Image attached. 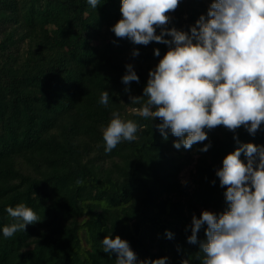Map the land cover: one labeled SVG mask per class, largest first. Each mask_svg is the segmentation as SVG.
Segmentation results:
<instances>
[{"label": "trees", "instance_id": "16d2710c", "mask_svg": "<svg viewBox=\"0 0 264 264\" xmlns=\"http://www.w3.org/2000/svg\"><path fill=\"white\" fill-rule=\"evenodd\" d=\"M210 3L181 0L168 27L189 32ZM120 7V0L95 9L87 0H0V264H115L103 251L106 235L127 240L138 261L201 264L199 244L187 238L193 215L227 207L216 170L237 139L264 146V124L255 135L218 126L178 150L170 130L165 140L155 127L158 118L139 116L143 102L130 97L143 95L168 46L117 38ZM128 64L139 82L125 85ZM114 111L143 128L106 153L102 129ZM18 203L40 221L6 239L2 229L14 222L6 209Z\"/></svg>", "mask_w": 264, "mask_h": 264}, {"label": "clouds", "instance_id": "9594fccd", "mask_svg": "<svg viewBox=\"0 0 264 264\" xmlns=\"http://www.w3.org/2000/svg\"><path fill=\"white\" fill-rule=\"evenodd\" d=\"M87 2L95 9L100 0ZM120 2L121 19L111 28L117 38L136 45L155 41L168 46L149 71L143 95L130 97L131 103L143 102L135 110L139 116L158 118L161 122L155 127L165 140L170 130L178 150L204 142L208 131L218 126L232 132L243 127L255 135L264 124V0H211L207 15H201L189 32L168 27L170 14L181 0ZM154 54L159 57V49ZM132 55L139 52L134 50ZM133 81L139 82V77L128 64L122 82ZM99 102L108 106V91L101 93ZM141 128L114 111L102 129L105 152L123 141L137 140ZM237 143L239 147L216 170L220 186L226 189L227 207L219 214L203 210L192 217L187 239L189 244H199L201 264H264V146L241 144L238 139ZM6 212L14 221L2 229L6 239L40 221L24 203L7 207ZM205 225L206 239L200 241L198 233ZM166 235L172 237L171 232ZM102 245L105 253L115 254V264H166L167 257L138 261L129 242L118 235H106Z\"/></svg>", "mask_w": 264, "mask_h": 264}, {"label": "rangeland", "instance_id": "374dc122", "mask_svg": "<svg viewBox=\"0 0 264 264\" xmlns=\"http://www.w3.org/2000/svg\"><path fill=\"white\" fill-rule=\"evenodd\" d=\"M189 177V168H187L181 175V181L185 182Z\"/></svg>", "mask_w": 264, "mask_h": 264}]
</instances>
